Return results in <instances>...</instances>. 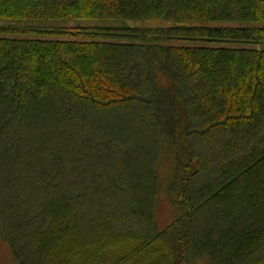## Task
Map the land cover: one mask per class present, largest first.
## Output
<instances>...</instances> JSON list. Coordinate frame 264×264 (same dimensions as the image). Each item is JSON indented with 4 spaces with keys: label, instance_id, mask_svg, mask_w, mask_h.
<instances>
[{
    "label": "trees",
    "instance_id": "16d2710c",
    "mask_svg": "<svg viewBox=\"0 0 264 264\" xmlns=\"http://www.w3.org/2000/svg\"><path fill=\"white\" fill-rule=\"evenodd\" d=\"M0 24V264H264V0Z\"/></svg>",
    "mask_w": 264,
    "mask_h": 264
},
{
    "label": "rangeland",
    "instance_id": "374dc122",
    "mask_svg": "<svg viewBox=\"0 0 264 264\" xmlns=\"http://www.w3.org/2000/svg\"><path fill=\"white\" fill-rule=\"evenodd\" d=\"M107 25H112V24H107ZM121 25H124V26H130V27H143L145 26V24H141V22H127L125 24H121ZM147 25V24H146ZM0 26H2V24H0ZM161 224L163 225L166 220H167V217L165 216V213L161 212Z\"/></svg>",
    "mask_w": 264,
    "mask_h": 264
}]
</instances>
